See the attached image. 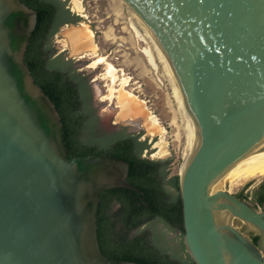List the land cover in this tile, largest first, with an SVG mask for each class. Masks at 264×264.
Here are the masks:
<instances>
[{"label": "water", "instance_id": "95a60500", "mask_svg": "<svg viewBox=\"0 0 264 264\" xmlns=\"http://www.w3.org/2000/svg\"><path fill=\"white\" fill-rule=\"evenodd\" d=\"M122 1L160 49L188 116L187 251L196 264H264V201L220 186L264 152V0ZM37 18L21 0H0V264H137L104 256L97 225L102 192L139 191L130 165L68 157L60 114L25 61ZM136 105L142 127L123 125L145 130L152 113Z\"/></svg>", "mask_w": 264, "mask_h": 264}, {"label": "trees", "instance_id": "16d2710c", "mask_svg": "<svg viewBox=\"0 0 264 264\" xmlns=\"http://www.w3.org/2000/svg\"><path fill=\"white\" fill-rule=\"evenodd\" d=\"M37 14L25 61L35 83L55 104L63 124L68 157L107 154L129 163L128 182L139 191L113 189L100 194L98 239L108 259L137 264H196L184 243L179 176H170V159H150L151 144L142 132L105 130L92 106L86 76L62 56H54L52 38L72 20L61 0H21ZM236 196L249 198L245 190ZM264 201V182L255 203ZM256 244L257 237H251Z\"/></svg>", "mask_w": 264, "mask_h": 264}, {"label": "rangeland", "instance_id": "374dc122", "mask_svg": "<svg viewBox=\"0 0 264 264\" xmlns=\"http://www.w3.org/2000/svg\"><path fill=\"white\" fill-rule=\"evenodd\" d=\"M74 1H77L79 7L83 9L85 18L97 28L98 32H102L96 33L98 47L102 50L110 45L112 46L111 49H121V51L115 55L118 58L117 62L121 64L118 66L120 68V77L124 78L127 76L131 78V91L136 96H138V98L146 102L148 110L152 113L155 122H157V126L160 128V132H157L156 134L153 130L150 131L151 133L148 132V134L145 131H141L143 133L142 138L148 139L149 143L151 144L150 152L146 151L145 154L149 156L150 159H170V176H179L184 164V157L186 148L188 146V138L181 127L182 122L180 123L181 119L178 116L179 112L175 94L172 84L169 78L166 76L163 66L158 64V67L153 68L150 66L146 57L141 52L139 54L143 59L145 67H148V69L152 70L150 71V74L140 73V71H138L135 66H130L128 64L125 65L123 62L124 55L127 54V56L131 59L135 57V53L138 52L135 49H127V47H130L129 45H119L118 43H121L119 40L115 39L118 43L112 45L111 43L115 40H106L104 38L103 32L109 27H114L113 23L115 18L109 11L110 0ZM123 14L126 17V19L123 21L127 23L128 19H131V17L126 9H123ZM115 35L118 36L121 35V33L117 31ZM114 54L109 53V55ZM118 54H122V56L119 57ZM81 70H84L87 74H92L94 67H92L90 64V66H84L81 68ZM102 72L104 73V71ZM106 96V93L98 94V104H102ZM98 111L105 114L108 113L107 116H110L111 114L107 106L98 108ZM113 121L114 122H111L107 125L101 123V126L107 131H112L116 126V121ZM263 180L264 177L255 180H249L246 181L247 183L243 182L240 185L238 184L239 186H231L230 190L233 194L238 195L246 186V184L253 182L252 185L245 190V194H248L249 198L255 202V193L257 192ZM237 227L239 229H244V226H242L240 223H237Z\"/></svg>", "mask_w": 264, "mask_h": 264}, {"label": "flooded vegetation", "instance_id": "af4514ba", "mask_svg": "<svg viewBox=\"0 0 264 264\" xmlns=\"http://www.w3.org/2000/svg\"><path fill=\"white\" fill-rule=\"evenodd\" d=\"M61 1L66 2L65 8L71 13L72 20L62 24L51 40L55 50L54 56H62L64 60L72 63V66L76 68L81 75L87 77L88 85L92 93V106L96 110V114L99 117L100 125L101 123L107 125L111 122H114L113 120H115V129L125 127L127 128L128 132L139 133L141 131H145L148 133L153 130L155 134L157 132L159 133L160 128L155 124L149 126V128H146L145 130L142 129L141 127L144 120L139 116L140 114H138L136 117L129 115L128 117L123 118L122 112H127L128 114L134 113V111H125L123 105L135 102L138 99V96H136L130 89L131 78L127 76L124 78L120 77V68L118 66L121 64L117 62L118 58L115 55L119 53L121 49H111L112 46L109 45L108 47L101 50L97 45L96 33L102 32H98L97 28L85 18L83 9L79 7L78 2L74 0ZM126 24L129 27V22ZM134 25L137 29H139V32L145 38V33L140 25L136 21L134 22ZM113 26L114 27L112 28L114 34H116L117 31L121 33V35H115L117 38H119L121 43H118L115 40L111 44L114 45L118 43L121 46L128 44L126 41H123L120 38H126L128 36V32L130 31H124L123 26L116 23L115 21ZM129 29H131V26ZM104 33L105 31L103 32L104 38L109 40L105 37ZM142 42L145 45L143 40ZM128 48L132 49L131 46L127 47V49ZM109 53L115 54L109 55ZM118 56L120 57L122 54H118ZM155 61H157L159 64V61L156 57ZM90 64L92 67H94L92 74H87L84 70H81V68L84 66H90ZM102 71H104V73ZM100 93H106L107 95L102 104H98L97 102V96ZM103 106L108 107L111 113L110 116H107L108 113L105 114L98 111V108ZM152 117L153 115H150L148 116V119H151ZM124 121L138 123L141 127L133 125L124 126ZM143 127L145 128V126ZM263 182L264 180L261 182V184ZM250 236L252 237L253 235L250 234Z\"/></svg>", "mask_w": 264, "mask_h": 264}, {"label": "bare ground", "instance_id": "6f19581e", "mask_svg": "<svg viewBox=\"0 0 264 264\" xmlns=\"http://www.w3.org/2000/svg\"><path fill=\"white\" fill-rule=\"evenodd\" d=\"M107 2H109V1H107ZM123 9H126L128 11V14L131 17V19H128L129 27L131 26V29H129L126 22L123 21L126 19L125 15L123 14ZM109 11L114 16V18H115L114 21L116 23L120 24L121 26H123L124 31H126V32L128 30L130 31V32H128V36L126 38L121 37L120 39H122L123 41H126L128 43L126 45L131 46L132 50L135 49L138 52V53H135V55H134L135 57H133L131 59L127 56V54H125L124 59H123V62L125 63V65L128 64L130 66H135V68L138 71H140V73L150 74V71H152V70L148 69V67H145V64L143 63V59L139 53L141 52L142 54H144L148 63L153 68L158 67V63H157V61H155V57H156L159 61V64H161L163 66L165 73H166V76L169 78V80L172 84V88H173L175 98L177 101V106H178V112H179L178 116L181 119L180 123L182 122L181 127H182L185 135L188 138V144H187L188 146L186 148V153H185V157H184V164H183V167L181 170V172H182V171H184L186 165L188 164L189 158H190V133H189V121H188V116L186 113L184 101L182 99V96L180 94L178 86L176 85L175 79H174L172 73L170 72L169 68L167 67L165 60L163 58V55H162L160 49L158 48L157 44L153 40L152 36L138 22V20L134 16V14L126 7L124 2L122 0H110ZM134 20L139 25H141L140 27L143 29V31L145 33V36H146L145 38L143 35H141L139 30L135 27V25H134L135 21ZM121 21H123V22H121ZM104 35L109 40H112V41L115 39L119 40V38H117L115 36L112 27H109L105 31ZM142 40L144 41L145 45L143 44ZM137 101L138 100H136L135 102H132L131 104H124V105L122 104L125 111H127V110L128 111H134V113H132V114H128L127 112H125L126 117H128L129 115L136 117L138 114H140L139 113L140 110H139L138 106L136 105ZM126 117H124V118H126ZM149 120L151 122L150 126H152L154 124L157 125V122H155L153 117ZM262 177H264V152L263 153H257V154H251L247 158L242 160L226 176V178L221 182L220 186L223 187L225 185V183H228L230 187L233 185L236 186L238 184L240 185L243 182H246L249 180L259 179Z\"/></svg>", "mask_w": 264, "mask_h": 264}]
</instances>
